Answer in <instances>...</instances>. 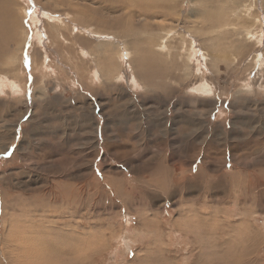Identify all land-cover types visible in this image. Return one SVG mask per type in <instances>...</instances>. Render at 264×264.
Listing matches in <instances>:
<instances>
[{"label":"rangeland","instance_id":"374dc122","mask_svg":"<svg viewBox=\"0 0 264 264\" xmlns=\"http://www.w3.org/2000/svg\"><path fill=\"white\" fill-rule=\"evenodd\" d=\"M13 2L0 264H264V0Z\"/></svg>","mask_w":264,"mask_h":264},{"label":"bare ground","instance_id":"6f19581e","mask_svg":"<svg viewBox=\"0 0 264 264\" xmlns=\"http://www.w3.org/2000/svg\"><path fill=\"white\" fill-rule=\"evenodd\" d=\"M13 3H14L13 0H0V40L9 41L11 39L12 35H13L12 37H14V33H15L14 17L16 15H15V10L12 8ZM4 41H2V42H4ZM13 80H14V82H16V80H18V79L15 78ZM14 82H12V84H11L12 86H16V83H14ZM200 89H202V88H200ZM169 252H170V249L166 252L167 255L161 254L160 256L155 257L154 259H152L153 262H156L159 264H167L165 262H162L163 258L167 257L171 264H182L181 261H179V262L176 261V258L172 257V255H170Z\"/></svg>","mask_w":264,"mask_h":264}]
</instances>
